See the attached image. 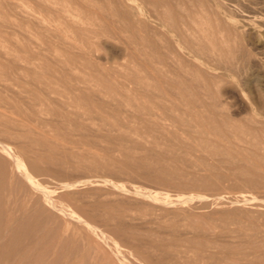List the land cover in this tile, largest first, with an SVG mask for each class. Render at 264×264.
Returning a JSON list of instances; mask_svg holds the SVG:
<instances>
[{"label": "rangeland", "instance_id": "rangeland-1", "mask_svg": "<svg viewBox=\"0 0 264 264\" xmlns=\"http://www.w3.org/2000/svg\"><path fill=\"white\" fill-rule=\"evenodd\" d=\"M223 49L233 57L228 68L218 60ZM1 96L12 105L0 110L6 108L5 114L14 118H29L33 127L48 135L56 132V116L50 112L65 113L69 126L76 127L61 131L77 141L75 147L69 145L73 153L91 150L117 161L115 168H106L105 159L97 157L99 164L90 167L94 162L87 156L84 164L70 158L76 167L66 159L54 165L41 163L40 171L28 168L64 210L72 207L80 214L77 220L64 215L68 228L62 233L58 227L63 248L55 264H124L122 258L129 264L132 259L136 264H208L211 259L216 264H250L264 253V185H244L232 166L217 163L230 159L224 152L228 147L236 158L239 151L249 157L264 154V0H0ZM40 103L45 111L33 112L31 107ZM198 130L205 134L198 135ZM100 135L123 137L124 148L133 149L125 152L119 140L116 144ZM5 138L0 135L28 166L27 151L18 148L17 139ZM179 145L194 146L184 153ZM150 149L155 155H149ZM160 149L171 150L163 155L167 158L161 155V160ZM172 150L178 153L173 155ZM124 152L135 155L127 159ZM140 155L152 164L160 159L158 165H179L183 174L175 179L157 168L148 173L142 167H132L128 173L118 170L126 159L136 164ZM190 159L218 166L222 177L215 179L214 188L189 183L195 174L211 175L188 166ZM60 172L62 177L57 176ZM181 181L186 185L180 186ZM15 185L18 208L23 192L19 183ZM106 207L126 210H121L124 221L104 218ZM226 215L230 219L223 229L219 218ZM57 223H62L61 218ZM74 232L84 247V235L90 237L88 246L94 256L96 251L95 257L87 252L90 258L82 252L73 254ZM134 237L139 241L134 242ZM47 242L43 259H55L60 249L54 251L53 242L41 233L27 241L32 251L19 255L20 264H33ZM117 247L126 248V253L121 252L124 257L116 254ZM15 251L3 264L16 261Z\"/></svg>", "mask_w": 264, "mask_h": 264}, {"label": "bare ground", "instance_id": "bare-ground-1", "mask_svg": "<svg viewBox=\"0 0 264 264\" xmlns=\"http://www.w3.org/2000/svg\"><path fill=\"white\" fill-rule=\"evenodd\" d=\"M224 50V49H223ZM223 50H221V51H223ZM220 51V50H219ZM226 50H224V52L222 53V54H217V55H219V57H218V60H219V62H221V63H223V64H227L226 66H227V68H228V65H230L231 66V63H232V58L233 57H231V55H229L227 52H225ZM229 51V50H228ZM235 58V57H234ZM233 63H234V61H233ZM233 63H232V65H233ZM234 66H235V64H234ZM233 66V67H234ZM229 68H231V67H229ZM234 70V69H233ZM7 86V85H6ZM5 93V92H4ZM36 99V98H35ZM34 99V100H35ZM39 101V100H38ZM75 101V100H74ZM37 102V101H36ZM39 103V102H38ZM29 104H32V102L31 103H29ZM11 102L10 101H8V100H4L3 99V97L1 96L0 97V107L2 106H6V108H7V106H9L8 108H11ZM33 105V104H32ZM66 105V104H65ZM18 107V106H17ZM31 107V106H30ZM6 108H4V109H6ZM7 108V109H8ZM1 109V108H0ZM4 109L3 110H0V135L2 136V137H6V138H10L11 137V139L12 138H14V139H17L16 140V142L18 143V148L19 149H21V150H26L27 151V153H28V155H30V160H27V164H28V166L24 163V158H22L21 156H20V154L18 155V153L16 154V153H14V150L12 151L11 150V148H13V147H11L8 143H6V142H4V141H2V140H0V264H3V263H5V257H7L11 252H13L14 250H16L15 251V255H16V261L15 262H12L13 261V259L11 260V262L12 263H8V264H20L21 262H22V257H19V255L20 254H22V255H28V254H30L31 253V251H32V249H31V246H27L26 245V243H27V241L29 242V241H31V240H34V239H36V237L39 235V234H43V236H44V239H45V237H46V240L47 241H50L51 243L53 242V244H54V246H53V248H54V251H57L58 252V250H59V252L58 253H60V254H58L57 255V257L55 258V259H53V260H50L48 257L47 258H45V259H43V257H44V253L46 252V249H47V247H48V242H47V244H45V246H44V248H43V250H40L39 251V253L36 255V259L34 260V262H33V264H55V263H58V262H60V260H61V249L63 248V246H62V243H61V240H62V235H60L59 236V229H58V227H61L62 228V233L68 228V225H65V224H67L64 220L66 219H64V217L67 215V216H70L71 215V218L73 217V218H75L76 217V220H77V218L78 219H80V214H79V216L77 215V212H76V214H75V208H72L71 207V205H70V207L72 208V209H74V212L71 210V208L69 209V210H67L66 211V209H68L66 206V209L64 210V206H62V205H60L59 204V202H57L55 199H53L52 197H51V195L49 194V191L50 190H47L43 185H41L40 183H39V181H37L32 175H31V173L29 172V170H28V168H30L31 170H39L40 171V169H41V166H40V164L41 163H45V164H50V163H53V165H54V163H60L62 160H68V161H72L71 159H73V158H75V159H82L83 160V162H82V164H84V158H86V159H88L87 158V156L88 157H90L92 160H91V162L90 163H92V161L94 162V164H88V165H90V167H95V164L97 165V163H98V158L97 157H103V159H105L106 157H104V155H100L98 152H95V151H88V150H85L84 152H81V153H73V151L71 150V148H73V146H71L72 145V143H73V145H74V143L75 142H77L76 140H70L69 138H71L70 136H67L66 134L64 135L61 131H64L65 132V130H74L76 127H73V126H75V125H73V126H69V124H71L70 122H69V118L67 117V115L65 114V113H60V112H50L51 114H53V116L55 115L56 116V119H54L55 120V124H56V126H55V130H56V132L55 133H53V134H51V135H48L47 133H45L44 132V130L42 131L41 129H39V128H35V127H33L30 123V121H28V119H24V120H22V119H18V118H14L13 116L11 117V115L9 116V115H7V114H5V111H4ZM31 109H32V111L33 112H35V113H40V112H44L45 111V109H44V107L43 106H41V103L40 104H38V105H34L33 107H31ZM16 110V113H18L19 114V112H21V109H15ZM8 111V110H7ZM140 109H138V114H140ZM143 111V110H142ZM29 112V111H28ZM144 112V111H143ZM143 112H141V115H139V116H142L143 115ZM7 113V112H6ZM25 113V112H24ZM23 113V114H24ZM72 113V112H71ZM17 114V115H18ZM22 114V113H21ZM31 114H33V113H31ZM150 114V116H153L151 113H146V115H149ZM16 115V116H17ZM38 115V114H37ZM70 115H72V114H69V116ZM144 116H145V114H144ZM18 117V116H17ZM21 116H19V118H20ZM73 117V116H72ZM71 117V118H72ZM79 117V116H78ZM143 117V116H142ZM23 118V117H22ZM140 118V117H139ZM150 118V117H149ZM155 118V117H154ZM77 119V118H76ZM144 120L146 119V118H143ZM153 118H151V120H152ZM32 120V119H31ZM106 120V119H105ZM105 120H103V123H106V121ZM147 120V119H146ZM149 121H150V119H148ZM73 121V120H72ZM111 121L109 120V122L107 121V123L109 124ZM153 122H156V121H154L153 120ZM53 123V122H52ZM51 123V124H52ZM77 123V122H76ZM106 123V124H107ZM112 123H114L113 121H112ZM111 123V124H112ZM151 123V122H150ZM78 124V123H77ZM156 124V123H155ZM154 124V125H155ZM157 124H159V123H157ZM154 128V127H153ZM149 130V129H148ZM193 131V130H192ZM47 132V131H46ZM190 132V131H189ZM197 132H199L198 133V135L199 134H201V133H204L205 134V131H202V130H198ZM196 132V133H197ZM67 133V132H66ZM73 133V132H72ZM68 134H70L71 135V132L70 133H68ZM208 133H206V135H207ZM99 135V134H98ZM104 135V134H103ZM189 135V134H188ZM203 135V134H202ZM100 136H102V135H100ZM201 136V135H200ZM86 137V136H85ZM102 137H104V138H106V139H108V140H115L116 141V144H117V141L119 140V142H118V144H119V146L123 149L125 146H123V144H122V142H121V139H123V137H120V138H117V137H115V136H109V135H105V136H102ZM153 137V136H152ZM174 137V136H173ZM177 137V136H176ZM194 137V136H193ZM205 137V136H204ZM203 137V138H204ZM5 138V139H6ZM76 138V137H75ZM179 138V137H178ZM201 138V137H200ZM5 139H3V140H5ZM13 139V140H14ZM173 139H175V138H173ZM78 140V139H77ZM190 140H192L191 138H190ZM6 141H7V139H6ZM177 142H179L178 140H176ZM201 141H203V140H201ZM11 142V141H10ZM111 142V141H110ZM153 142V141H152ZM206 142V141H205ZM93 143V142H92ZM155 143V142H154ZM154 143H152V144H154ZM176 143V142H175ZM184 143V142H183ZM182 143V144H183ZM194 143V142H193ZM71 144V145H70ZM76 144V143H75ZM151 144V143H150ZM179 144H180V142H179ZM201 144V143H200ZM69 145H70V147H69ZM178 145V144H177ZM189 145V144H188ZM202 145V144H201ZM116 146H118V145H116ZM118 146V147H119ZM153 146V145H152ZM155 146H156V144H155ZM180 146V145H179ZM194 146V145H193ZM193 146H185L184 147V145L181 147V151H183L184 153H187V152H192L191 150L193 149ZM11 147V148H10ZM74 147H75V145H74ZM84 147V146H83ZM119 147V148H120ZM128 146L126 145V148H124V150L125 149H127L125 152H127V151H130L129 149H131V151H132V147L131 146H129L128 148H127ZM207 147V146H206ZM152 148V147H151ZM166 148V147H165ZM172 148V147H171ZM201 148V147H200ZM204 148V147H203ZM208 148V147H207ZM120 150V151H124V150ZM16 150H17V148H16ZM104 150H106V149H104ZM151 150V149H150ZM148 151V150H146V151H148V153H149V155L150 154H154L155 155V153L152 151ZM156 150V149H155ZM162 150H164V149H162ZM170 150V149H169ZM168 149H166V150H164V151H161V149H160V151L161 152H159V153H157V154H159L160 156L162 155H166V154H168L167 152L169 151ZM175 150V149H174ZM215 149H213V152H215L214 151ZM19 151V150H18ZM136 151V150H135ZM145 151V150H144ZM146 151H145V153H146ZM171 151V150H170ZM179 151V150H178ZM218 151V150H217ZM229 151H231V152H229ZM16 152V151H15ZM106 152V151H105ZM105 152H104V154H105ZM125 152H124V154H125ZM211 152V151H210ZM213 152H212V154H213ZM224 152L226 153V154H228V156L230 157V159H228V158H226V157H228L227 155H225L226 157V160H222V159H220V160H222V161H219V160H216V161H219V162H217V163H219V165H222V164H227V165H229L230 167L232 166V170L234 171V173L236 174V175H238L239 177H243L242 178V182L244 183V185H250V187L251 186H256L255 188H258L257 186L258 185H261V186H263L264 185V154H251V156L249 157V156H247V154H245L243 151H237L238 153L236 154V156H237V158H238V162L236 163V162H234L233 161V159H231V158H235V159H237L236 157H235V155L234 154H232L233 152H232V150L228 147V148H225V150H224ZM108 153V152H107ZM121 153V152H120ZM133 153V152H132ZM132 153H127V154H125L126 155V157H127V159L129 158V157H131L133 154ZM136 153V152H135ZM166 153V154H165ZM172 153H173V155L175 154V153H178V152H175V151H173L172 150ZM224 153V154H225ZM236 153V152H235ZM131 154V155H130ZM137 154V156H138V154H139V152L138 153H136ZM153 154H152V156H153ZM217 154V152L216 153H214V155H216ZM107 155V154H106ZM135 155V154H134ZM133 155V156H134ZM145 155H147L148 156V154L146 153V154H144V156ZM176 155V154H175ZM178 155V154H177ZM137 156H135L136 158H137ZM142 156H143V154H142ZM158 156V155H157ZM159 156V157H160ZM160 157L161 158V160H162V158L163 157H166V156H163V157ZM233 156V157H232ZM109 157V156H108ZM134 157V159H136ZM140 157H141V155H140ZM159 157H158V159H159ZM174 158H175V160L177 161H180V159H179V157H177V156H173ZM71 158V159H70ZM149 158V157H148ZM157 158V157H156ZM167 158V157H166ZM172 158V157H171ZM109 159H111L110 157L109 158H107V159H105V162H103L102 164H104V166L106 167V168H112L115 164L114 163H116L117 161H114V159H111V160H109ZM125 159V158H124ZM126 159V160H127ZM134 159H131V160H134ZM145 158L144 157H141V158H137L135 161H136V164H134L133 165V162L131 161V160H129V161H131V162H124V161H126V160H122L123 161V163H122V165L120 164V166H118V170L119 171H127V173L129 172V169H131L132 167H135V168H140V167H142L143 169H144V171H143V173L145 172V173H148V172H150V171H152V170H150V169H152V168H154V169H158V171L160 170V171H163V172H167V174L169 173L170 175L169 176H175V179H176V176L179 178V176L180 175H182L183 173V171H182V167L181 166H179V165H177V167H175V166H171V167H166V166H162V164H160V165H158L159 163H160V159H159V163L158 164H156V162H158V161H156L155 160V163L154 164H152V162L151 163H149V161L148 160H144ZM157 159V160H158ZM184 159V158H183ZM187 159V158H186ZM81 160V161H82ZM167 160H169V159H167ZM188 160V159H187ZM128 161V160H127ZM151 161V160H150ZM236 161V160H235ZM73 162V161H72ZM71 162V163H72ZM77 162H79V161H77ZM76 162V163H77ZM121 162V161H120ZM162 162V161H161ZM189 163H187L188 164V166H192V165H196V166H198L199 168H201V170L202 169H205V170H208V171H210V173H211V175H209V177H206V176H195L194 175V177H192L191 178V181L189 182L190 184H193V185H200V186H208L209 188L212 186L213 188L215 187L214 186V184L216 185V183L215 182H217L215 179H217V177H219L220 175L219 174H217V169H218V166H211V165H207L206 163L205 164H203L202 162V164L203 165H201V164H199V163H197L196 162V159H194L193 161L190 159V161H188ZM75 163V164H76ZM80 163V162H79ZM99 164V163H98ZM41 165H43V164H41ZM62 165V164H61ZM67 165V164H66ZM73 165H74V162H73ZM78 165H80V164H78ZM87 165V164H86ZM168 165V164H167ZM75 166V165H74ZM183 166V165H182ZM188 166H185V167H188ZM76 167V166H75ZM81 167H83L82 165H81ZM88 167V166H87ZM86 167V168H87ZM89 167V168H90ZM117 167V166H116ZM84 168V167H83ZM114 168H115V166H114ZM172 168V169H171ZM63 169V168H62ZM81 169V168H80ZM93 169V168H92ZM91 169V170H92ZM102 169V168H101ZM117 169V168H116ZM187 169V168H186ZM43 170V169H42ZM105 170V169H104ZM108 169H106L105 171H107ZM110 170V169H109ZM108 170V171H109ZM132 170V169H131ZM171 170V171H170ZM56 171H59V170H56ZM64 171V170H63ZM185 171V170H184ZM44 172H45V170H44ZM53 172V171H52ZM62 172V171H61ZM60 172V174L58 175L57 174V176H60L61 175V177H62V174H64V173H61ZM65 172V171H64ZM136 172V171H135ZM162 172V173H163ZM33 173V172H32ZM42 173V172H41ZM153 172H151V174H152ZM186 173V172H185ZM209 173V172H208ZM213 173V174H212ZM82 174V173H81ZM194 174V173H193ZM40 175H43V176H45L44 174H40ZM93 175V174H92ZM119 175V174H118ZM162 175V174H161ZM163 175H165V174H163ZM186 175V174H185ZM65 176V175H64ZM160 176V175H159ZM36 177H38V176H36ZM151 177V176H150ZM161 177H163V176H161ZM220 177H222V176H220ZM39 178V177H38ZM47 178V177H46ZM51 178V177H50ZM76 178H78V177H76ZM158 178V177H157ZM177 178V179H178ZM183 178V177H182ZM185 178V177H184ZM58 179V178H57ZM89 179V178H88ZM88 179H86V180H88ZM96 179H98V178H96ZM163 179V178H162ZM166 179H167V175H166ZM170 179V178H169ZM169 179H167V180H169ZM186 179V178H185ZM241 179V178H240ZM85 180V181H86ZM90 180V179H89ZM99 180H101V179H99ZM142 180V179H141ZM155 180V179H154ZM158 180V179H157ZM171 180V179H170ZM174 180V179H173ZM179 180V179H178ZM180 180H181V178H180ZM189 180V179H188ZM49 181V180H48ZM66 182H69L68 180H65ZM77 181H79V180H77ZM129 181V180H128ZM158 181H160V180H158ZM174 181H176V180H174ZM183 181H185V180H183ZM187 181V180H186ZM185 181V182H186ZM55 182V181H54ZM53 182V183H54ZM57 182V184L58 183H60V182H58V181H56ZM75 181H73V183H74ZM89 182V181H88ZM102 182V184H105L106 183V180H105V182L104 181H101ZM182 182V181H181ZM15 183H19V189H21V192H23V194H22V197L20 198V203L19 202H17V203H19V206H18V208H16V204H15V195H17V194H15V186H17V185H15ZM44 183V182H43ZM99 183V182H98ZM56 184V185H57ZM72 184V183H71ZM69 185V184H63V185H65L64 187H66V185H68V186H72V185ZM77 184V183H76ZM75 184V185H76ZM163 184V183H162ZM180 184V186L181 185H186V183H184V182H182V183H179ZM221 184V183H220ZM47 185V184H46ZM45 185V186H46ZM49 185V184H48ZM62 185V184H61ZM61 185H59V187L61 186ZM111 185H113V183L111 184ZM116 185V184H115ZM169 185V184H168ZM54 186H55V183H54ZM58 186V185H57ZM68 186H67V188H68ZM151 186V185H150ZM160 186V185H159ZM170 186V185H169ZM47 187V186H46ZM50 187V186H49ZM56 187V186H55ZM58 187V188H59ZM111 187V186H110ZM115 187V186H114ZM116 187L118 188V186L116 185ZM217 187V186H216ZM264 187V186H263ZM60 188H62V186L60 187ZM123 188V187H122ZM121 188V190H124V188L122 189ZM158 188V187H157ZM207 188V187H206ZM18 189V188H17ZM54 189H56V188H54ZM116 189V188H115ZM127 189H128V187H127ZM134 189V188H133ZM141 189V188H140ZM251 189V188H250ZM61 190V189H60ZM69 190V189H68ZM147 190V189H146ZM181 190V189H180ZM120 191V190H119ZM128 191V190H127ZM127 191H126V189H125V191H124V194H125V192L127 193ZM135 191V190H134ZM133 191V192H134ZM162 191V190H161ZM175 191V190H174ZM236 191V190H235ZM263 191V190H262ZM132 192V193H133ZM139 192V191H138ZM181 192V191H180ZM183 192V191H182ZM188 192V191H187ZM122 193V192H121ZM129 193H131V191L129 192ZM141 193H143L142 191H141ZM178 193V192H177ZM205 193V192H204ZM219 193V192H218ZM19 194V193H18ZM20 194V195H21ZM56 194H58V193H56ZM94 194H95V192H94ZM134 194L136 195V191L134 192ZM145 194V193H144ZM147 194V193H146ZM145 194V195H146ZM217 194V193H216ZM215 194V195H216ZM19 195V196H20ZM52 195H54L53 193H52ZM138 195V194H137ZM148 195L149 196H151L152 198L154 197V196H152V195H150V193H148ZM214 195V194H213ZM220 195V194H219ZM56 195H54V197H55ZM106 196V195H105ZM141 196V195H140ZM192 196V195H191ZM191 196H189V197H191ZM217 196V195H216ZM90 197V196H89ZM142 197H145V196H142ZM215 197V196H214ZM220 197V196H219ZM219 197H217V198H219ZM221 197H222V195H221ZM249 198H253L254 199V197H252V196H248ZM59 198V197H58ZM81 198V197H80ZM85 198V197H84ZM156 198V197H155ZM208 198V197H207ZM216 198V197H215ZM239 198H242V197H238L237 198V201L238 200H240ZM256 198V197H255ZM56 199H57V197H56ZM60 199H61V197H60ZM65 198H63V199H61L60 201H62V200H64ZM149 199V198H148ZM151 199V198H150ZM149 199V200H150ZM222 199V198H221ZM220 199V200H221ZM234 199V198H233ZM243 199H246V198H243ZM250 199V200H251ZM258 199V198H257ZM173 200H174V198H173ZM176 200H178V196H177V199ZM232 200V199H231ZM236 199H234V200H232V201H235ZM66 201V200H65ZM231 201V202H232ZM241 201V200H240ZM243 201V200H242ZM246 202H247V200H245ZM252 202H254L253 200H251ZM251 201H249L248 203H251ZM92 202V201H91ZM171 202H172V200H171ZM29 203H30V205H29ZM62 203V202H61ZM63 204H64V202H63ZM67 204V203H66ZM117 204H120V203H117ZM102 205V204H101ZM113 206H115V205H113ZM118 207V206H117ZM103 208V207H102ZM86 209V208H85ZM105 212L104 213H106L105 215H104V218H106L107 220L109 219H111V220H114V221H116L118 224L119 223H121L122 221H124V220H122V211L121 210H123V211H125L126 212V210H124V209H112V208H109V207H106L105 209ZM130 210V209H129ZM129 210H128V212H129ZM66 211V212H65ZM260 211V210H259ZM72 213V214H71ZM80 213V212H79ZM228 213V212H227ZM229 213H230V211H229ZM93 214V213H92ZM128 214V213H127ZM223 214V213H222ZM221 214V215H222ZM247 214V213H246ZM65 215V216H64ZM66 216V217H67ZM127 216V215H126ZM234 216H236V214H234ZM243 216H244V214H243ZM83 217V216H82ZM93 217V216H92ZM232 217H233V214H232ZM247 217V216H246ZM249 217H250V215H249ZM249 217H247L248 219H249ZM59 218H61V220H62V223H57L56 224V221L57 220H59ZM70 218V217H69ZM129 218V217H128ZM186 218V217H185ZM235 218V217H234ZM251 218V217H250ZM220 226L223 228V229H225L226 228V223H227V221L230 219L229 218V216L227 217V215L226 216H220ZM70 220V219H69ZM105 220V219H104ZM250 220V219H249ZM71 221V220H70ZM82 222L83 221H85V219H83V220H81ZM100 221V220H99ZM126 221V220H125ZM78 222V221H77ZM85 222H87V221H85ZM80 223V222H79ZM83 224H86V223H84L83 222ZM82 224V225H83ZM87 225H88V223H87ZM92 225V224H91ZM228 225V224H227ZM84 226V225H83ZM86 226V225H85ZM88 226H86L85 228H87ZM96 227V226H95ZM229 227V226H228ZM98 228V227H97ZM196 228V227H195ZM88 230H90L89 228H88ZM92 230V229H91ZM90 230V231H91ZM240 231V230H239ZM245 231V230H244ZM80 232V231H79ZM103 232H106V231H103ZM225 232V231H224ZM223 232V233H224ZM234 232V231H233ZM77 232H74V234H73V236H72V238H71V240L72 241H74V242H76L77 243V247H76V249H75V251H74V253L73 254H77V253H80V252H82V253H88V254H92L93 252H91L92 250L94 251V249H90V246H88L89 245V243L92 241H88V240H90V237L89 236H86V235H84L85 237H86V239L84 240V243L86 242V240H87V245H85L86 247H84V245H82V244H80V242H79V238H77V234H76ZM102 233V232H101ZM109 233V232H108ZM206 233V232H205ZM229 233V232H228ZM79 234V233H78ZM81 234V233H80ZM98 234V233H97ZM100 234V233H99ZM138 234V233H137ZM221 234H222V232H221ZM55 235H58V239L57 240H55L54 239V237H55ZM92 235V234H91ZM110 235V234H109ZM81 236H83V234L81 235ZM108 236V235H107ZM250 236V235H249ZM89 239H88V238ZM102 237H103V234H102ZM109 237H111V236H109ZM215 237V236H214ZM81 238V237H80ZM98 238V237H97ZM139 238L140 237H134V242H138L139 241ZM248 238V237H247ZM79 239V240H78ZM99 239V238H98ZM246 239V238H245ZM83 240V239H82ZM116 241V240H115ZM251 241V240H250ZM250 241H248V242H250ZM83 242V241H82ZM200 243H201V241H200ZM203 243H205V242H203ZM117 244V243H116ZM139 245H140V242H139ZM116 246H118V245H115V247ZM120 246V245H119ZM163 246V245H162ZM201 246H203L202 245V243H201ZM200 246V247H201ZM198 247H199V243H198ZM141 248V247H140ZM139 248V249H140ZM147 248V247H146ZM154 248V247H153ZM165 248V247H164ZM207 248H209V247H207ZM114 249V248H113ZM126 248H123V250H121V248L119 249L118 247L114 250V251H116V254L117 255H119V257L120 256H122V257H124L125 255H123L122 253V251H124V253H126ZM144 249V248H143ZM171 249V248H170ZM226 249V248H225ZM130 250V249H129ZM153 250V249H152ZM127 251H128V249H127ZM131 251V250H130ZM144 251V250H143ZM151 251V250H150ZM163 251V250H162ZM165 251V250H164ZM169 251V250H168ZM171 251V250H170ZM173 251V250H172ZM91 252V253H90ZM122 252V253H121ZM129 252V251H128ZM127 252V253H128ZM145 252H147L146 251V249H145ZM149 252V251H148ZM147 252V253H148ZM176 252V251H175ZM84 253V254H85ZM129 253H132V252H129ZM152 253V252H151ZM164 254H165V252H163ZM170 253V252H169ZM96 251H95V256H96ZM149 254V253H148ZM162 253H160V255H161ZM176 254V253H175ZM174 254V255H175ZM85 255H87V254H85ZM127 255V254H126ZM131 255V254H130ZM132 255H134V254H132ZM159 255V256H160ZM163 255V254H162ZM209 255V254H208ZM258 255V254H257ZM259 255L260 256H255V258L252 260L251 259V261L250 262H248V263H250V264H263V262H264V253H259ZM87 256H89V255H87ZM92 257H95L94 256V253L91 255ZM129 256V255H128ZM165 257H166V255H164ZM163 256V257H164ZM91 257V258H92ZM134 257V256H133ZM209 257V256H208ZM89 258H90V256H89ZM118 258V257H117ZM167 258V257H166ZM171 258H174V257H171ZM214 258V257H213ZM15 259V258H14ZM19 259V260H18ZM125 260V261H123V262H125L124 264H129V263H127L128 262V260L127 259H125V258H122V260ZM175 259V258H174ZM197 259V258H196ZM199 259V258H198ZM209 259V258H208ZM211 259V258H210ZM118 260V259H117ZM119 260L120 261H118L119 263L121 262L122 263V261H121V258H119ZM140 260V259H139ZM176 260V259H175ZM105 261H107V260H105ZM138 261V260H137ZM142 260H140L139 262H141ZM161 261V260H160ZM208 261L209 260H207V263H208ZM216 261V260H215ZM130 262V261H129ZM133 264H136V263H134L135 261H134V259H132V261H131ZM130 262V263H131ZM163 262V261H162ZM170 262V261H169ZM188 262V261H187ZM195 262V261H194ZM217 262V261H216ZM107 263V262H106ZM167 263V262H166ZM179 262H173L172 264H178ZM111 264H116V263H111ZM123 264V263H122ZM141 264H142V262H141ZM146 264V263H145ZM169 264V263H168ZM208 264H216V263H214L213 262V259H211L210 260V262L208 263ZM220 264V263H219Z\"/></svg>", "mask_w": 264, "mask_h": 264}]
</instances>
